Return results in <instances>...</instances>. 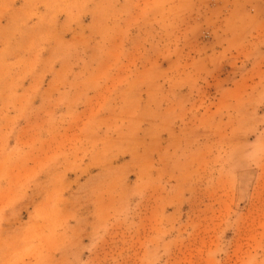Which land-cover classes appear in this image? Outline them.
<instances>
[{
  "label": "rangeland",
  "instance_id": "obj_1",
  "mask_svg": "<svg viewBox=\"0 0 264 264\" xmlns=\"http://www.w3.org/2000/svg\"><path fill=\"white\" fill-rule=\"evenodd\" d=\"M0 264H264V0H0Z\"/></svg>",
  "mask_w": 264,
  "mask_h": 264
}]
</instances>
